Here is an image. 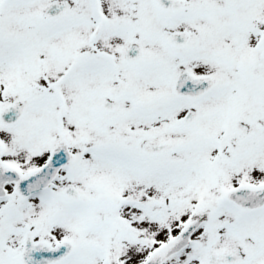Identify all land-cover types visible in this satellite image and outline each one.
<instances>
[{"label": "snow or ice", "instance_id": "1", "mask_svg": "<svg viewBox=\"0 0 264 264\" xmlns=\"http://www.w3.org/2000/svg\"><path fill=\"white\" fill-rule=\"evenodd\" d=\"M0 264H264V0H0Z\"/></svg>", "mask_w": 264, "mask_h": 264}]
</instances>
